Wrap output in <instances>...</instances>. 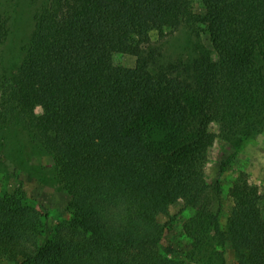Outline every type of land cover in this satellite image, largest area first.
Returning <instances> with one entry per match:
<instances>
[{
    "label": "trees",
    "instance_id": "16d2710c",
    "mask_svg": "<svg viewBox=\"0 0 264 264\" xmlns=\"http://www.w3.org/2000/svg\"><path fill=\"white\" fill-rule=\"evenodd\" d=\"M32 1L29 52L16 63L24 13L0 0V127L25 131L28 165L51 155L41 178L68 198L48 226L21 186L0 191V260L227 264L230 250L233 264H264V190L232 177L223 224L224 180L207 174L216 140L239 148L264 132V0L196 11L183 0ZM186 29L189 43L166 59ZM109 52L135 65L116 69ZM177 204L181 229L164 244L161 216Z\"/></svg>",
    "mask_w": 264,
    "mask_h": 264
},
{
    "label": "rangeland",
    "instance_id": "374dc122",
    "mask_svg": "<svg viewBox=\"0 0 264 264\" xmlns=\"http://www.w3.org/2000/svg\"><path fill=\"white\" fill-rule=\"evenodd\" d=\"M43 1V0H42ZM204 0H183V4L191 11L200 9ZM43 4V3H42ZM37 2L32 0H19V10L24 14L23 23L16 30L15 42L12 46L11 60L19 63L29 52V31L31 29V15ZM188 30L179 31L171 36V40L165 45V57L176 59L178 51L183 50L189 43L191 35ZM203 40L207 41L206 33L202 34ZM108 58L113 66L119 69L124 66H134L135 58L132 55L121 52H109ZM25 131L16 126L0 127V191L14 189L21 186L28 192L33 204L42 212L47 213V225L53 226L59 221L67 202V194L63 185L54 176L47 175L45 180L41 178L45 167H51L53 160L51 155L38 151L28 159L29 165L25 162V157L30 150V141L25 136ZM4 143V146H2ZM26 155V156H25ZM227 165L221 170L222 163ZM240 172H244L253 183L258 184L264 190V132L257 137L247 140L237 148L225 145L220 140H216L211 147L209 161L207 164V174L211 179L222 177L224 180V202L222 223L226 221L230 208L227 198V191L231 185V179ZM181 204L175 205L172 209L161 216V221L166 222L167 234L163 240L165 244L168 239L173 238L181 229L182 216L175 214L179 212ZM173 221H172V220ZM227 264H233L232 253L227 252ZM190 264H193L189 261ZM0 264H5L0 260Z\"/></svg>",
    "mask_w": 264,
    "mask_h": 264
}]
</instances>
